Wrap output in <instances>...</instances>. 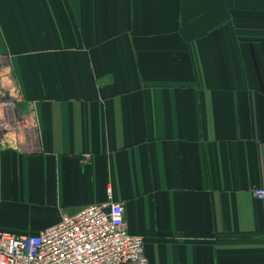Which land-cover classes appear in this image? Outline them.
Instances as JSON below:
<instances>
[{
	"label": "crops",
	"instance_id": "0c3cea01",
	"mask_svg": "<svg viewBox=\"0 0 264 264\" xmlns=\"http://www.w3.org/2000/svg\"><path fill=\"white\" fill-rule=\"evenodd\" d=\"M0 68V229L111 193L148 264H264V0H0Z\"/></svg>",
	"mask_w": 264,
	"mask_h": 264
},
{
	"label": "built area",
	"instance_id": "2783aa9c",
	"mask_svg": "<svg viewBox=\"0 0 264 264\" xmlns=\"http://www.w3.org/2000/svg\"><path fill=\"white\" fill-rule=\"evenodd\" d=\"M0 68V137L27 125L12 89L2 82ZM86 155V154H85ZM86 157V156H85ZM264 203V187L253 190ZM148 264L145 237L130 231L122 202L106 201L63 214L34 233L0 229V264Z\"/></svg>",
	"mask_w": 264,
	"mask_h": 264
}]
</instances>
